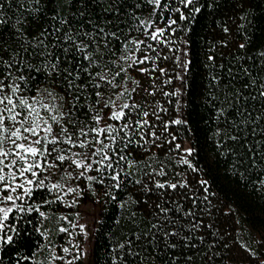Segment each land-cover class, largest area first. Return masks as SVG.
Returning a JSON list of instances; mask_svg holds the SVG:
<instances>
[{
	"label": "snow or ice",
	"instance_id": "obj_1",
	"mask_svg": "<svg viewBox=\"0 0 264 264\" xmlns=\"http://www.w3.org/2000/svg\"><path fill=\"white\" fill-rule=\"evenodd\" d=\"M215 7L218 0H0V264L16 237L29 231L39 239L8 264H65L60 253L69 248L52 239L69 233L62 222L85 240L89 233L60 206L73 207L86 189L101 211L109 203L118 210L108 264H137L146 249L173 250L170 264H180V257L193 264L192 254L174 250L196 249L193 234L212 225L193 210L196 197L181 191L189 181L177 179L185 167L198 171L188 158L194 149L155 131L156 122L167 132L185 121H162L160 111L166 110H157L155 97L157 91L177 97L179 112L191 62L183 47L171 45L187 44L179 36L182 22ZM232 7L237 31L246 24L250 29L253 0H232ZM250 39L238 43L242 51L233 61L216 63L207 56L210 86L222 90L212 96L214 135L222 137L217 147L235 157L230 167L241 181L246 176L239 167L264 170V47L250 51ZM236 59L250 63L237 65ZM161 61L170 62L171 75ZM162 76L168 77L165 86L180 83L163 91ZM197 182L209 193L207 180ZM177 197L191 199L192 207ZM122 221L136 226L128 229L131 238L117 239ZM205 235L197 239L203 242ZM74 247L77 254L66 264L87 255L79 244ZM242 247L264 264V253ZM212 255L205 253L206 264Z\"/></svg>",
	"mask_w": 264,
	"mask_h": 264
},
{
	"label": "trees",
	"instance_id": "obj_2",
	"mask_svg": "<svg viewBox=\"0 0 264 264\" xmlns=\"http://www.w3.org/2000/svg\"><path fill=\"white\" fill-rule=\"evenodd\" d=\"M253 3L256 5L253 10L256 19L250 29L246 24V29L237 31L236 9L232 7V0H218V7L211 10L204 9L194 20L182 22L184 30L179 32V36L187 40L185 45L188 53L187 60L191 62L190 70L185 74L183 95L179 97L182 105L179 118L185 123L171 125L165 132L163 124L156 122L155 131L158 134L168 139L175 135L177 137L175 143L194 149L193 155L188 158L198 171L192 172L185 167L183 169L185 175L177 179L189 181V187L181 191L187 197H196L197 204L193 210L198 216H202L205 225L211 224L212 227H202L199 232L193 234L192 243L197 245L196 249L181 246L174 250L177 255L181 251L186 255L192 254L193 264H206L205 253L208 251H211L213 255L207 264H259L261 257L249 256L242 245H245L249 251L264 253V241H261L264 237V186L260 183L264 180V170L246 171L244 167H239V172L246 176V179L241 181L238 173L233 172L230 167L235 157L227 154V148L217 147V141L222 140V137L214 135L217 122L214 119L215 101L212 100V96L218 95L222 90L220 87L210 86L212 62L207 60V56L214 55L216 63L233 61V57L242 51L237 48L238 43L248 42L249 36L251 37L250 51H255L257 46L264 47V16L261 15L264 12V4H261L260 0H253ZM225 27L229 29V32L223 31ZM245 30L248 31V35H243ZM160 63L162 67L169 68V75H171L170 62L161 61ZM234 63L238 65L250 62L236 59ZM216 71L220 70L217 68ZM166 79L168 77L162 76L158 84L163 91L171 92L175 89L174 85L165 86L163 81ZM155 98L160 102L157 110H166L160 111L162 121L177 117L174 107L177 97H164L157 91ZM174 167L176 171H182L180 166L174 165ZM201 178L208 181L209 193H204L203 187L197 182ZM206 194L208 201L203 199ZM177 199L184 204L185 208L192 207L191 199L183 197H177ZM60 207L65 210L63 205ZM117 213L114 203L107 204L103 211L99 205L98 220L101 222L96 224L94 230L91 247L92 264H108L110 234L116 232L113 220L117 217ZM122 224L125 227L117 233V239L131 238L132 233L128 229L136 226L127 221H122ZM142 230L141 226L138 231ZM205 233L207 235L204 241L200 242L197 238ZM37 239H39L37 234L31 231L16 237L17 242L8 248L4 264H8L16 251H20L22 255L27 254ZM172 252L173 250L169 249L163 251L146 249L141 253L137 264H170ZM0 255L4 254L0 253ZM180 264H184L183 257H180Z\"/></svg>",
	"mask_w": 264,
	"mask_h": 264
},
{
	"label": "rangeland",
	"instance_id": "obj_3",
	"mask_svg": "<svg viewBox=\"0 0 264 264\" xmlns=\"http://www.w3.org/2000/svg\"><path fill=\"white\" fill-rule=\"evenodd\" d=\"M172 47H183L186 50V47L184 44H176V46L171 45ZM187 51V50H186ZM179 53L177 52V55ZM187 59V57H186ZM179 84V81H174L173 85L174 88H176ZM43 87V86H42ZM176 109V103L174 105ZM177 117L179 118V112L177 113ZM186 148L185 146L182 147ZM182 154V152H181ZM85 195L79 199L78 203L74 205L71 208L65 207V210H63L64 214L68 215V220L72 223L76 224H85L87 226V230L89 233V237L87 240H85L84 236L82 234L78 235L79 229H73L71 227V224H69L67 221L62 222L63 226L69 228V233H63L59 235H55L52 237L53 242L56 245H59L60 247H68L69 253L64 254L61 252V255H65V264L67 260L72 259L73 255L77 254V249L74 247V245L79 244L80 249L85 250L87 252V255L82 257L79 261H74V264H92L91 262V247L93 242V235L94 230L97 224L98 220V213H99V204H96L94 202V197L92 196L91 192L87 189L85 190ZM67 199H71L70 197ZM76 213H79L80 215L77 216Z\"/></svg>",
	"mask_w": 264,
	"mask_h": 264
}]
</instances>
